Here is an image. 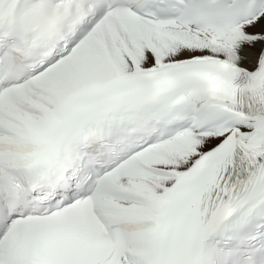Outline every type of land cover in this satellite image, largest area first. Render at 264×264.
Returning a JSON list of instances; mask_svg holds the SVG:
<instances>
[{"label":"snow or ice","instance_id":"6c2138e0","mask_svg":"<svg viewBox=\"0 0 264 264\" xmlns=\"http://www.w3.org/2000/svg\"><path fill=\"white\" fill-rule=\"evenodd\" d=\"M0 264H264V0H0Z\"/></svg>","mask_w":264,"mask_h":264}]
</instances>
